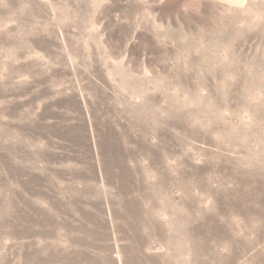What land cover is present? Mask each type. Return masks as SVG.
Returning <instances> with one entry per match:
<instances>
[{"label": "rangeland", "instance_id": "1", "mask_svg": "<svg viewBox=\"0 0 264 264\" xmlns=\"http://www.w3.org/2000/svg\"><path fill=\"white\" fill-rule=\"evenodd\" d=\"M0 264H264V0H0Z\"/></svg>", "mask_w": 264, "mask_h": 264}]
</instances>
